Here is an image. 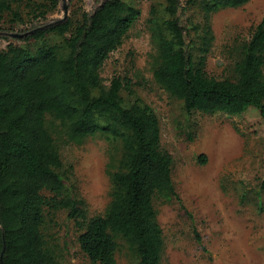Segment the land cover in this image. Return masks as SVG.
I'll return each instance as SVG.
<instances>
[{
    "label": "trees",
    "instance_id": "trees-1",
    "mask_svg": "<svg viewBox=\"0 0 264 264\" xmlns=\"http://www.w3.org/2000/svg\"><path fill=\"white\" fill-rule=\"evenodd\" d=\"M21 2L0 0V28L6 14L21 19L14 9ZM249 2L186 1L202 15L192 26L198 54L187 47L181 0H166L167 18L151 8L148 24L158 52L154 79L189 114L241 115L255 108L264 121V18L241 45L232 78L216 79L206 71L215 41L213 16ZM140 16L124 0H106L92 15L84 13L82 21L68 20L25 37L40 42L36 46L9 44L0 50V264H58L45 224L61 211L78 227L80 247L92 263L117 264L122 240L140 264H161L165 238L154 200L183 206L173 181L174 161L162 147L155 111L139 99L125 104L122 92L133 93L128 82L116 77L106 87L101 78L106 61ZM48 33L64 37L63 42L51 46ZM49 118L60 123L70 143L104 134L113 147L121 145L118 166L109 173L111 200L103 215L88 216L64 171Z\"/></svg>",
    "mask_w": 264,
    "mask_h": 264
},
{
    "label": "rangeland",
    "instance_id": "rangeland-1",
    "mask_svg": "<svg viewBox=\"0 0 264 264\" xmlns=\"http://www.w3.org/2000/svg\"><path fill=\"white\" fill-rule=\"evenodd\" d=\"M106 0H22L14 7L21 19L6 14L0 28V50L9 44L36 46L25 37L64 23L82 21ZM141 13L124 40L101 70L102 84L113 78L129 83L125 104L136 99L151 107L160 120L162 147L173 158V181L182 205L155 198L163 229L165 249L161 264H264V121L255 108L241 115L189 114L182 101L156 82L153 64L158 55L148 20L153 6L162 18L166 0H124ZM181 0L180 20L187 29L188 50H196L198 37L192 26L202 20L197 8ZM42 12L45 14L43 16ZM264 18V0H250L237 9H225L212 18L215 41L207 57L206 71L216 79L232 78L240 47L251 39ZM51 46L64 37L48 33ZM50 120V118L48 119ZM55 123L54 137L64 171L85 201L89 217L105 213L112 184L110 172L118 166L121 145L97 134L81 144L70 143ZM200 156L207 161L202 164ZM46 238L58 264H94L82 251L80 231L67 211L46 220ZM198 234V237H197ZM117 264H140L136 253L119 241Z\"/></svg>",
    "mask_w": 264,
    "mask_h": 264
}]
</instances>
